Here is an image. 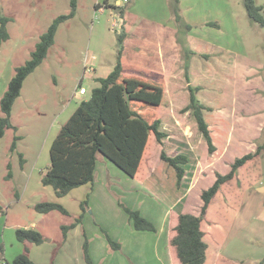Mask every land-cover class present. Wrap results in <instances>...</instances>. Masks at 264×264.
<instances>
[{"label": "rangeland", "instance_id": "1", "mask_svg": "<svg viewBox=\"0 0 264 264\" xmlns=\"http://www.w3.org/2000/svg\"><path fill=\"white\" fill-rule=\"evenodd\" d=\"M171 3V0H77L75 15L59 25L46 57L26 78L14 103L11 121L17 129L7 128L0 137V244L3 245L0 264L12 262L26 250V244L16 237V229L32 226L45 237L42 245L28 244V254L36 264H45L48 250L53 261L57 253L84 255L86 237L93 240L96 254L99 247L96 239L102 229L106 234L109 230L119 231L120 239L111 238L120 243V248L110 247L105 256L101 253L97 264H171L165 250L159 256L155 233L136 230L120 202L140 210L145 217L149 212L145 209L159 203L160 209L153 210L157 212L152 217L155 222L162 208L168 207V244L171 212L199 213L202 190L212 184L215 173H225L236 157L255 151L257 144L263 142L264 25L249 15L245 0H180L179 15L187 25L180 28L172 18ZM255 4L261 7L264 16V0H255ZM70 11L71 0H0V15L10 18L7 24L10 37L0 49V100L16 67L30 58L41 35L57 16ZM168 17L176 26L180 46L161 69L164 73L156 61H151L153 65L149 61L159 42L156 22L165 23ZM143 18H152V23L142 22ZM123 30L127 37L130 35L129 44L134 50L150 54H143L149 60L148 66L130 60L134 62L132 69L144 71L147 78H163V100L157 112L147 108L145 114L148 119L159 117L161 129L167 135L162 142L155 137L151 140L141 182L131 180L103 156L106 164L102 160L99 165L92 194L83 195V190L81 193L77 190L58 197L52 186L41 182V175L50 164L51 144L67 113L73 112L81 100L88 99L92 89L100 85L97 79L106 77L113 69L118 36ZM199 38L204 42H197ZM187 62L192 83L200 87L198 97L209 107L204 113L215 145L212 152L192 111L186 110L190 95L185 77ZM80 87L86 89L84 94H79ZM0 115H3L1 105ZM15 136L20 138L13 149ZM162 150L172 156L188 155L185 175L179 183L175 170L161 159ZM9 171L12 175L8 177ZM125 177L132 184H127ZM245 177L253 183L247 189H255L258 198L252 203L247 201L241 208L245 192L225 186L213 203L219 214L206 217L208 225L218 220L230 231L235 222L246 221L248 231L264 232V149L243 167L241 178ZM145 184L156 193H150ZM259 185L260 190L256 188ZM77 195L81 200L88 199V203L86 211L80 210L81 226L76 232L73 227L69 229L67 244L68 235L64 236L62 226L75 222L80 215L76 214L80 208ZM231 196L236 201L240 199V203L229 205ZM224 199L229 200L230 208L226 220L219 217L227 211L221 204ZM40 201L59 202L71 210L70 215L58 210L40 213L34 208ZM206 233L209 234L207 230ZM258 242L251 245V250H257L256 255L264 248V237ZM90 246L91 243L89 250ZM228 251L233 254V245Z\"/></svg>", "mask_w": 264, "mask_h": 264}, {"label": "trees", "instance_id": "2", "mask_svg": "<svg viewBox=\"0 0 264 264\" xmlns=\"http://www.w3.org/2000/svg\"><path fill=\"white\" fill-rule=\"evenodd\" d=\"M171 1L172 18L176 20L180 28L183 25L187 26L179 15L180 0ZM245 6L249 15L264 25V16L260 13L261 7L255 4V0H245ZM76 8L77 0H71V11L68 14L59 15L53 20L47 31L41 35L35 49L31 52L30 58L24 64L16 67L15 74L10 79L0 100L3 112V115H0V137L5 134L7 128L17 129L11 121V113L16 99L21 95L24 81L42 63L49 48L54 43L59 25L66 19L73 17ZM9 20L8 16L0 15V49L2 43L10 37L7 28ZM125 37L126 33L123 30L118 36L119 47L113 69L106 77L97 79L100 85L92 89L88 99L80 101L61 126L51 144L50 164L42 173L41 182L44 185L52 186L58 197L67 195L75 188L95 182L99 154L114 163L129 177L141 182V171L145 167L146 154L150 151L151 140L155 137L157 141L162 142L167 135L161 129L159 117L148 119L145 114L147 108H152L157 112L158 106L163 100V78L161 76L145 77L144 71L137 68L132 69L133 61L125 64L122 59ZM193 54H196L195 51ZM185 77L190 93L186 110L192 111L198 128L208 144L209 151L212 152L215 145L204 113L209 107L198 97L197 92L200 87L191 81L189 62L185 63ZM19 138L20 136L14 137L13 149L16 148ZM263 149L264 140L257 144L255 151L236 157L228 172L215 173L214 182L202 190V205L198 215L190 212H171L167 244L171 264L205 263L208 249V241L206 240L208 224L205 220L206 217L213 216L214 213L219 214L217 208L213 207L217 195L225 186H230L233 190L243 191V193L247 187H251L253 183L246 181L248 177L241 178L242 169L252 159L261 155ZM161 159L175 170L179 183L185 175V164L189 162L188 155L179 153L172 156L162 150ZM11 175L12 173L9 171L7 176ZM232 197L230 204L229 200L226 199H224V204L221 203L224 208L227 207V211L222 212L225 214L219 215L224 220L227 219L230 212L228 204L240 203V199L236 201ZM87 203L88 199L81 202L83 212L86 211ZM120 205L127 212L135 229L157 230L156 225L145 217L140 210L132 209L122 202ZM34 208L40 213L58 210L65 215H70L69 210L64 205L55 201H40L34 205ZM82 215L83 213L76 218L75 222L62 226L65 237L69 229L81 221ZM216 222L225 228L226 224L218 220ZM106 235L110 247L119 249L120 243L114 241L109 234ZM16 237L20 242L26 244V250L16 255L12 262L6 264H36L28 254V244L43 243L45 241L44 235L32 227H19L16 229ZM83 250L85 260L92 264L87 237L83 244ZM0 252H3L2 244H0ZM263 263L264 257L261 260V264Z\"/></svg>", "mask_w": 264, "mask_h": 264}, {"label": "crops", "instance_id": "3", "mask_svg": "<svg viewBox=\"0 0 264 264\" xmlns=\"http://www.w3.org/2000/svg\"><path fill=\"white\" fill-rule=\"evenodd\" d=\"M169 18L170 17L167 18V22H165V23L156 22L159 25V28H156L158 30L156 32L157 33L160 32V36L158 38L159 42L157 43V48H155L154 55H153V57L150 56V58H151L150 61L147 58H143V57H145V56H143V54H146V56H148L150 54H147L146 51H144V53L142 54L140 52V51H142L141 49H140V51L138 49L134 50L132 48V46L129 44L130 40H131L130 35H128V37L126 35L125 40H124V50H123V54H122V59L125 62V64H126V62H129L130 60L134 59V60H139L140 62H142L143 65L148 66L147 62L149 61L150 63H152L151 61L154 60V61H156L155 64L158 63L156 65L159 66L160 71H163L161 69L164 68L165 65H168V62L172 59V57H174V55L177 51V48L180 46L179 42L177 41V37H176V33H177L176 32L177 31L176 26H175L173 21L172 22L170 21L172 19L171 18L169 19ZM146 21L149 23H152V18H143L142 22H146ZM153 24H154V20H153ZM140 29L143 30V26ZM196 41L199 43L204 42L203 38L202 39L199 38ZM191 42H192V40H191ZM216 47L218 48V46H216ZM152 65H153V63H152ZM68 113L66 115V117H67L66 120L69 118V116L71 115L72 112L70 114H68ZM11 119H12V113H11ZM66 120L62 124L59 125V130H60L61 126L66 122ZM12 123L16 126V124L13 122V120H12ZM102 160H104V162L106 164V159L103 157V155L98 157V159H97L96 178L98 177L97 172H98V168H99V165H100ZM24 161H26V159ZM198 169L199 168H197V170ZM229 169H230V165H229ZM228 171H226V172H228ZM125 175L128 176L127 174H125ZM195 176H196V173H195ZM105 177H106V173H104V178ZM129 178H131V177H129ZM214 178H216L215 175H214ZM123 180H127V181H125L127 184H132L131 182L128 181V179H126V177ZM131 180H133V178H131ZM214 180L215 179H213L212 183L214 182ZM96 186H97V183H96ZM145 186H147V185L145 184ZM185 186L187 187V185H185ZM256 188H258V190H260V185L257 186ZM148 189L150 190V193H156L155 191H152L151 188L148 187ZM77 190H79V191H77ZM82 190L84 191L83 195H86L88 192H90L92 194L93 191L95 190V183L94 184H85L83 186L75 188V189L71 190L68 194H71L74 191L81 193ZM174 191L175 190H173V192ZM255 192H256V190L253 188L246 189L243 201L241 202L242 203L241 208L243 207V205L245 203H247V201H248V203H252L253 200L258 198L255 195ZM174 194H175V192H174ZM173 196H174V198L178 197L176 195H173ZM174 198H170V200L173 201ZM83 200H81L78 196L77 203H79L80 208H81V202ZM66 208L69 210V212L71 211L68 207H66ZM80 208L78 211H76V214H80V210H82V208L81 209ZM154 209H157V210L160 209L159 203H154V205H152V207L145 209L146 211H149L148 214L146 215V217L148 219H150L156 225L157 230L153 231V232L155 233V236H156L157 247H158L159 253H160L159 256L162 257L163 250H165L164 253L167 256V258L169 259L168 249H167V232H168V230H167L168 229L167 216L169 213V211H168L169 208L168 207L165 208V206L162 208V211L159 213L158 217H156V222L152 219L153 215L157 213V212L153 211ZM178 212L182 213V211H178ZM199 213H200V211H199ZM199 213L193 212V214H196V215H198ZM235 223L233 224L230 231H229V228L225 229L221 224H219L217 222L212 223V224L207 226V231L209 233V234L206 233V240L208 241V249H207V255H206V260H205L204 264H224L223 261H226L228 263H233V264H245L246 262L248 264H261V260L264 257V248H262L261 254L256 255L257 250H255V251L251 250V245H252V243L258 245L259 239L264 237V232H262V231L261 232H258V231L257 232L256 231L250 232V231H248L247 230L248 227L245 226V224L247 223L246 221H239L236 224ZM76 225L72 228L75 232L79 228V226H81V224L80 225L78 224L77 226ZM32 227H34V226H32ZM142 231H148V230H142ZM118 232H115L114 230H109V232L107 231V233L115 240L120 239ZM100 233L98 234L99 236H97V239H96L97 244L99 245L98 252L96 254H95V250H94V246H93L94 244H92L93 240H89L91 243L89 252H90V256H91L93 264H97L95 261L97 260V258L98 259L101 258V255H100L101 253L104 254V253L110 252V250H111L110 246L108 244L106 231H104L102 229V231H100ZM67 235L68 236L66 237V242L70 241V234L68 233ZM83 235H84V232H83ZM102 236H104V238ZM227 242H229L228 244L231 243V245H233V254L229 253L228 248H230L231 245H226ZM42 244H44V243H41V245ZM67 244H68V242H67ZM261 245H263V244H261ZM210 246H213V249H210ZM161 248H162V250H160ZM49 251L50 250H48L45 254V259H44L45 264H52V262H53V264H89L88 262H86L83 253H77L75 256H72L73 254H70L68 252H64V253H60V254L57 253V255L55 256V260L53 261V260H51V257H50L51 251L50 252ZM105 255H107V254H104V256ZM83 260H84V263H83ZM33 261L35 262V260H33Z\"/></svg>", "mask_w": 264, "mask_h": 264}, {"label": "built area", "instance_id": "4", "mask_svg": "<svg viewBox=\"0 0 264 264\" xmlns=\"http://www.w3.org/2000/svg\"><path fill=\"white\" fill-rule=\"evenodd\" d=\"M123 1H127V0H123ZM85 92H86V89L84 87H80L79 94H84Z\"/></svg>", "mask_w": 264, "mask_h": 264}]
</instances>
